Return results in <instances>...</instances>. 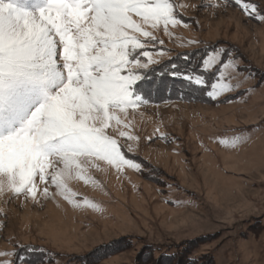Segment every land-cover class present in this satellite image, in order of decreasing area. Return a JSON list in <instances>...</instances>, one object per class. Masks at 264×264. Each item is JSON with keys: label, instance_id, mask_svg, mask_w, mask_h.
<instances>
[{"label": "rangeland", "instance_id": "374dc122", "mask_svg": "<svg viewBox=\"0 0 264 264\" xmlns=\"http://www.w3.org/2000/svg\"><path fill=\"white\" fill-rule=\"evenodd\" d=\"M180 2L187 5L180 12L188 27L170 26L173 36L156 30L168 51L155 59L160 63L195 48L225 49L223 59L234 56L239 63L237 71L229 70L239 88L212 99L206 94L211 83L193 101L148 98L138 111L129 110L131 131L139 140L120 139L140 170L117 171L100 160L99 168L88 169L98 186L68 182L77 199L94 200L100 212L74 207L60 195L38 193L37 201L0 196L6 214L0 216V251L18 255L31 246L51 253L29 262L22 255L0 259L80 264L112 243L111 254L90 264H154L160 253L187 244L195 260L191 264H264V22L245 15L233 0ZM252 2L264 14V0ZM246 89L252 91L245 94ZM149 95L155 97L152 91ZM157 128L168 138H159ZM245 130L251 138L237 148L216 140ZM145 247L152 249L149 258L141 255Z\"/></svg>", "mask_w": 264, "mask_h": 264}, {"label": "snow or ice", "instance_id": "6c2138e0", "mask_svg": "<svg viewBox=\"0 0 264 264\" xmlns=\"http://www.w3.org/2000/svg\"><path fill=\"white\" fill-rule=\"evenodd\" d=\"M233 2L264 22L252 0ZM183 7L187 5L180 0H0V196L37 201L38 193L60 195L74 207L103 210L88 197L77 199L68 182L98 186L88 169L99 168L100 160L117 171L125 166L140 170L139 163L127 158L120 138L139 140L131 131L129 110L148 103L140 82L148 78L149 66L159 62L155 57L168 51L155 31L173 36L170 26L188 27ZM225 55V49H213L201 58L204 71L219 66L206 93L212 99L240 86L229 74L239 63L234 56L223 59ZM172 74L207 86L203 75ZM156 133L168 138L158 128ZM250 138L245 130L216 140L234 149ZM5 215L0 209V216ZM14 255L19 259L14 251H0V257ZM0 264L15 261L0 259Z\"/></svg>", "mask_w": 264, "mask_h": 264}, {"label": "trees", "instance_id": "16d2710c", "mask_svg": "<svg viewBox=\"0 0 264 264\" xmlns=\"http://www.w3.org/2000/svg\"><path fill=\"white\" fill-rule=\"evenodd\" d=\"M212 49L203 50L202 48H195L189 51L178 52L171 58H168L156 65L151 66L147 70V79L140 82V89L142 93L145 95L146 99L156 100L155 98H162L165 100L172 99H180V100H188L193 101L197 99L200 93V89L202 90L205 87H199L196 85H191L188 81L182 79L179 76L173 75V71L180 73H189L194 72L195 74L203 75L205 80L207 81V85H210L216 80L217 69H210L208 71H204L201 67V58ZM188 56V59L184 57ZM175 64L177 67L175 69L171 68V65ZM150 91L155 97L151 98ZM166 94V98H164ZM112 243H107L105 246H108L105 252L99 254L95 258H87L83 257L79 260L80 264H90L93 261L99 259V257H104L111 254L114 250ZM110 246V247H109ZM181 249L179 251L171 252V253H160L156 258V263L154 264H191L195 260L190 258V245L182 244ZM152 251V249H151ZM151 251L148 248H144L141 253L145 258H149ZM50 252L42 251L39 248L25 246L18 253L19 258L25 262L31 261L33 257L42 256L40 260H43V256H47L49 258ZM94 257V256H93ZM184 258V262L181 260ZM34 261V260H33ZM189 261V262H188Z\"/></svg>", "mask_w": 264, "mask_h": 264}]
</instances>
